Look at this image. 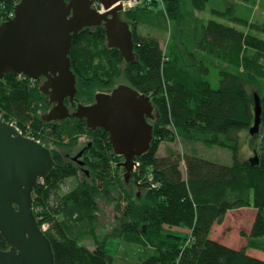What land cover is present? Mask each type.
<instances>
[{
	"label": "trees",
	"instance_id": "obj_1",
	"mask_svg": "<svg viewBox=\"0 0 264 264\" xmlns=\"http://www.w3.org/2000/svg\"><path fill=\"white\" fill-rule=\"evenodd\" d=\"M20 1L0 0V24ZM162 1L175 20L177 34H183L188 21L181 1ZM224 1L188 0L192 11L210 5L213 15L246 29L210 20L196 24L192 32L195 51L222 65L217 88L206 80L208 65L184 43L165 51L157 37L138 32L141 16L155 10L138 8L124 14L133 23V62L127 63L120 50L107 46L103 26L84 28L72 40L69 57L77 79L74 106L79 100L93 102L99 90H113L122 76L152 98L158 113L155 138L149 151L136 159L140 166L133 173L135 185L146 190L145 197L137 201L121 184L126 202L119 206L123 223L113 236L138 245L145 254L140 262H117L106 249L107 241H100L94 229L97 200L112 198V190L120 185L114 163L122 157L114 153L109 134L103 129L93 131L86 120L73 116L43 121L40 112L47 109V99L37 85L13 73L0 79V116L5 121L29 127L37 138L69 151L78 146L79 138H92L84 153V168L51 150L56 165L33 192L34 213L41 228L48 225L44 233L52 243L56 264H264L247 253V248L264 251V39L259 36L264 35V22H252L251 12L246 18L232 17ZM160 5L154 1V6ZM255 94L261 99L262 123L260 132L252 136ZM242 138L249 139L258 164L242 158ZM172 142L183 143L185 152L168 147L164 156L159 155L162 144ZM197 144L229 150L232 164L201 157ZM80 171L85 180L62 196L65 181L78 177ZM150 173L158 186L139 185ZM245 208L256 210L247 248L236 250L210 238L213 227L223 224L230 211ZM83 225L90 226L94 250L80 242ZM241 236L246 237L243 232ZM8 249L0 234V250Z\"/></svg>",
	"mask_w": 264,
	"mask_h": 264
},
{
	"label": "water",
	"instance_id": "obj_2",
	"mask_svg": "<svg viewBox=\"0 0 264 264\" xmlns=\"http://www.w3.org/2000/svg\"><path fill=\"white\" fill-rule=\"evenodd\" d=\"M98 1L100 9L94 7L95 0H21L14 17L0 24V79L10 73L35 82L46 78L39 90L55 106L42 120L73 116L86 120L93 131H106L114 153L124 158L123 182L125 177L124 184L130 187L136 159L149 151L154 138L151 97L118 82L109 93L96 92L93 104L76 103L70 112L65 103L74 104L77 95L69 53L72 40L84 28L103 26L107 46L120 50L127 63L136 59L131 23L122 19L123 7L116 5L120 0ZM254 101L252 136L259 133L262 122L258 94ZM81 156L82 152L74 160L80 161ZM250 161L259 163L257 156ZM55 165L46 145L21 136L0 118V234L9 246L0 250V264H56L52 243L35 216L33 198L39 179Z\"/></svg>",
	"mask_w": 264,
	"mask_h": 264
},
{
	"label": "rangeland",
	"instance_id": "obj_3",
	"mask_svg": "<svg viewBox=\"0 0 264 264\" xmlns=\"http://www.w3.org/2000/svg\"><path fill=\"white\" fill-rule=\"evenodd\" d=\"M180 1L183 10L182 12L184 14L186 13L187 16L186 22L188 21L186 28L185 29L183 28L184 29L183 34L181 31L177 34V28H176L177 25L171 13L169 12V8H167L165 2H163L160 6L157 7L155 13H146L141 16L140 23L137 22L138 32L143 35H151L157 37L160 40L161 46L165 51L167 50V48L172 49V47L176 43L181 45L182 42L185 44V47H187V49L190 52L195 54V57L197 59L202 60L200 59V57H198V54L200 52L195 51L194 41H192V32L195 29L196 24L199 25V23H201L203 25H206L210 20H216L218 22L227 25L232 24V22L217 17L215 15H212L210 13L211 11H209L210 5L206 6V8L202 11H192L188 0H180ZM225 5L226 7H228L229 11H231L230 15L232 17L239 16L242 18H246L248 16L247 13L251 12L252 22H259V23L264 22V0H226ZM160 10H162L163 12H158ZM124 14L125 12L121 14V17L123 20L126 21ZM128 22L131 23V30H132L133 23L131 21ZM239 27L242 30H246L242 26ZM174 32L176 34L175 37H174ZM259 36L264 39V35H259ZM205 64L208 65L209 67V74L207 80H209V82L212 84L214 88H217L219 84V71L221 70L222 65L218 67L220 64L216 65L209 62H205ZM120 78L121 79H119L117 83L122 82L128 85L124 77L121 76ZM35 85H37L38 88H40L42 86V83L40 85L35 83ZM109 91L111 90H99V92H109ZM81 102L86 104L84 100H79L78 104H82ZM46 107L47 109H45V111L41 110L40 117L43 114L48 113L49 110L48 101ZM155 115L157 120L158 117L157 110L155 111ZM155 122L154 121L152 122L153 126L155 125ZM38 139L42 141L43 145L45 144L48 148H50V150H56L61 153L63 152L69 153L70 155L75 157L76 154H78L79 150L82 148V146L86 143H89V141L92 138L90 136H84L79 138L78 146L72 151H69L66 148L56 147L53 143H51V141L45 140L42 137ZM249 145H250L249 139L242 138L240 150H241L242 158L244 160H248L254 156L253 151L250 149ZM168 147H171L172 149H176L180 151V153L182 154L185 152V145L181 142L163 143L162 146L160 147L159 155L161 156L165 155L166 149ZM195 148H197L198 154L201 157H204L208 160L218 162L221 164H226V165L232 164V155L231 152L227 149L220 148L217 146L210 147L202 144L195 145ZM67 161L73 162L70 160ZM123 162H124V158L122 157L121 161H116L114 163L118 165L115 175H116V181H118L120 185H118L119 187H116L114 190H112V198L110 199L99 198L97 200L99 209L96 213L97 220L94 224V229L100 241L102 242L107 241L106 249L110 254L114 255L115 260L117 262L136 263L139 261V257L142 256V258H144L145 256L141 248L138 245L126 243L123 240L113 238L114 234L120 232L123 223L121 214L119 213V206L123 207L126 203L124 200L125 199V195L123 193L124 191L121 189L122 188L121 184L123 185L124 189L127 192H130L134 196V199H136L137 201L142 200L143 197H145V193H146V190H144V188L139 189V187L135 185L133 174L131 176L130 187L129 185L124 184L122 177L123 171H122V167H120V164H122ZM83 174L84 172L80 171L78 177L66 180L64 185L62 186L61 195L63 196L72 192L79 185L81 181L85 180ZM237 220L238 221L242 220L244 224L241 226L239 225L237 226L235 224ZM251 221H252V216L250 212H245L244 214H241L240 212L231 213L226 218L225 222L222 225L215 227L213 235L215 238H217L220 241L222 240L233 246H240L241 240H239V236L243 232L245 233V236L248 238V231ZM89 227H90L89 225H83L81 227V231H83V234L80 237V242L82 245H86L88 248H94L95 247L94 241L91 239L88 232V230L90 229ZM241 243H245V242H241ZM255 251L264 253V251H261L259 249H255Z\"/></svg>",
	"mask_w": 264,
	"mask_h": 264
},
{
	"label": "built area",
	"instance_id": "obj_4",
	"mask_svg": "<svg viewBox=\"0 0 264 264\" xmlns=\"http://www.w3.org/2000/svg\"><path fill=\"white\" fill-rule=\"evenodd\" d=\"M154 1L155 0H120L117 5H121L123 7V12H128V11L135 10V9H138V8H140V9H146V8L153 9L154 8ZM159 1L161 3H163L162 0H159ZM94 7L96 9H100L101 8L100 3H99L98 0H96V2L94 4ZM13 17H14V12L9 15V18H13ZM19 78H21L23 80H26V79L30 80V82L32 83V85H34L36 83L35 81L29 79L28 77H26L24 75H19ZM0 118L2 120H4L1 116H0ZM8 123H10L11 125H13L17 129L18 133L21 136L27 137V138H30V139H33L36 142L42 144V141L39 140L35 136V134L29 129V127L26 128V129H23V128L19 127L15 122H8ZM139 166H140V163L136 161L135 166H134V169H133V173L138 170V167ZM39 184H44V178L43 179H39L38 185ZM138 184L139 185L150 184L149 185L150 188H155V187L158 186V184L154 183L153 176L151 175V173L148 175V179L147 178L145 180L144 179H141V180H139ZM41 229L43 231L44 230L46 231L48 229V225L47 224H44Z\"/></svg>",
	"mask_w": 264,
	"mask_h": 264
},
{
	"label": "crops",
	"instance_id": "obj_5",
	"mask_svg": "<svg viewBox=\"0 0 264 264\" xmlns=\"http://www.w3.org/2000/svg\"><path fill=\"white\" fill-rule=\"evenodd\" d=\"M224 5H225V1H224ZM208 6V5H207ZM225 7H226V5H225ZM208 8V7H207ZM226 8H228V7H226ZM157 9V7L156 6H154V8L153 9H151V10H156ZM181 9H182V5H181ZM224 9V8H223ZM209 11H211L210 9H209ZM211 14H212V12H210ZM213 15V14H212ZM230 26H233V27H236V28H240L238 25H236V24H230ZM241 29V28H240ZM195 55V54H194ZM198 57H200V59H202L201 61H203V62H209V63H212V64H220L218 67H220L221 66V63L218 61V60H216V59H214V58H210L209 56H207L205 53H203V52H200L199 54H198ZM222 67V66H221ZM223 68H226V67H223ZM208 79V76L206 77V80ZM209 81V80H208ZM212 85V84H211ZM214 88V87H213ZM249 151H251V150H249ZM162 156H164V155H162ZM235 212H240L241 214H244L245 212H250V214H251V216H252V221H251V223H250V227H249V231H248V236H249V234H250V232H251V228H252V224H253V222H254V219H255V216H256V210L254 209V208H245V209H239V210H235V211H230L229 213H228V215L226 216V218L231 214V213H235ZM235 224L238 226H241V225H243L244 223H243V221L242 220H240V221H236L235 222ZM222 225V224H221ZM216 226H220V225H215L214 227H213V230H212V232H211V235H210V238L212 239V240H214V241H217V242H219V243H221V244H223V245H225V246H227V247H230V248H233V249H236V250H239V249H242V248H247V246H248V238L247 237H243V236H239V240H241L240 241V246H233V245H231V244H229V243H227V242H224V241H220V240H218L217 238H215L214 237V235H213V233H214V229H215V227ZM177 231H180V230H177ZM241 242H245V243H241ZM95 248V247H94ZM94 248H89V249H91V250H94ZM247 253L250 255V256H252V257H255V258H258V259H261V260H264V253H262V252H258V251H255V249H253V248H247ZM143 258H142V256L141 257H139V261H141ZM138 261V262H139Z\"/></svg>",
	"mask_w": 264,
	"mask_h": 264
},
{
	"label": "flooded vegetation",
	"instance_id": "obj_6",
	"mask_svg": "<svg viewBox=\"0 0 264 264\" xmlns=\"http://www.w3.org/2000/svg\"><path fill=\"white\" fill-rule=\"evenodd\" d=\"M95 2H96V0H95ZM47 80H46V78H42L39 82H36V84H38V85H40L41 83H42V85H44V83L46 82ZM110 92V91H109ZM106 93H108V92H106ZM46 96V95H45ZM46 98H47V101H48V105H49V110H48V112L55 106V104H53V103H51L50 102V100H49V97L48 96H46ZM95 102V99H94V101L93 102H91V103H89V104H86V105H90V104H93ZM65 103H66V105H67V107L70 109V112H71V110H72V108H73V104H71V103H69V101L68 100H66L65 101ZM79 105V104H78ZM77 105V106H78ZM155 116V120H156V115H154ZM71 117V116H70ZM69 117V118H70ZM155 120H153L154 122H155ZM62 121V120H61ZM153 121H151V123L153 122ZM155 137V136H154ZM88 143H86V144H84L83 146H82V148L79 150V152H78V154L80 153V152H82V156H81V158L79 159L80 161H83V159H84V157H85V155H84V153H85V151H86V149H87V147H91L92 146V144L90 143L89 145H87ZM78 154H76V156L78 155ZM62 156L64 157V159L65 160H70V161H73L74 163H78L82 168H84V165H81V163H80V161H77V160H74V156H72V155H70L69 153H62ZM84 162V161H83Z\"/></svg>",
	"mask_w": 264,
	"mask_h": 264
},
{
	"label": "bare ground",
	"instance_id": "obj_7",
	"mask_svg": "<svg viewBox=\"0 0 264 264\" xmlns=\"http://www.w3.org/2000/svg\"><path fill=\"white\" fill-rule=\"evenodd\" d=\"M117 4H118V3H117ZM117 4H116V5H117ZM161 4H162V3H161ZM111 91H112V90H111ZM111 91H110V92H111ZM108 93H109V92H108ZM151 100H152V98H151ZM152 103H153V100H152ZM153 105H154V103H153ZM154 107H155V105H154ZM155 111H156V108L154 109V115H155ZM261 123H262V122H261ZM252 127H253V126H252ZM252 127H251V128H252ZM251 128H250V129H251ZM260 128H261V126H260ZM250 129H249V134H250ZM259 132H260V131H259ZM257 134H258V133H257ZM250 135H251V134H250ZM153 137H154V131H153ZM26 138H27V137H26ZM146 178L148 179V175L146 176ZM33 198H34V197H33ZM39 210L41 211V209H39Z\"/></svg>",
	"mask_w": 264,
	"mask_h": 264
}]
</instances>
